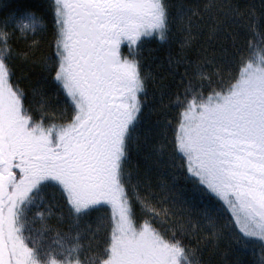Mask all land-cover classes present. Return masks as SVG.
Returning <instances> with one entry per match:
<instances>
[{
    "label": "snow or ice",
    "instance_id": "1",
    "mask_svg": "<svg viewBox=\"0 0 264 264\" xmlns=\"http://www.w3.org/2000/svg\"><path fill=\"white\" fill-rule=\"evenodd\" d=\"M52 4L54 79L74 113L67 123L51 122L55 113L47 111L34 119L24 91L12 81L13 41L26 38L29 30L36 32L42 20L28 12L13 18L15 31H9L8 18L0 19V264H199L184 243L185 234L196 233L183 218L167 238L149 219L137 221L126 190L133 184L126 167L129 149L136 141L146 96L140 46L153 36L169 39L173 18L168 0ZM202 12L211 21L210 40L230 23L254 16L251 9L241 11L230 0H207L202 10L195 5L179 11V30L185 35L180 51L169 61L185 64L191 75L186 71L183 98H176L179 118L172 144L186 161L188 174L231 209L239 233L264 241V47L247 57L238 55V73H229L223 49L217 60L216 53L202 46L197 59L189 61L193 33L198 35L204 26ZM124 43L129 56L121 52ZM207 65L212 72L205 73ZM45 104L41 94V109ZM49 185L59 189L74 227L85 220L86 229H91L86 218L104 213L97 217L93 233L101 226L107 232L101 253L82 260L80 233L57 235L51 244L45 243L49 229L43 214H38L42 227L36 229L29 211ZM139 202L153 218L159 215L145 200ZM209 224L215 227L211 218ZM220 236L217 229L205 240Z\"/></svg>",
    "mask_w": 264,
    "mask_h": 264
}]
</instances>
